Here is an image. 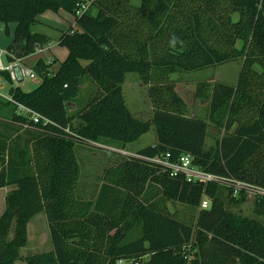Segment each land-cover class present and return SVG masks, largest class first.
<instances>
[{
  "label": "trees",
  "instance_id": "obj_1",
  "mask_svg": "<svg viewBox=\"0 0 264 264\" xmlns=\"http://www.w3.org/2000/svg\"><path fill=\"white\" fill-rule=\"evenodd\" d=\"M84 1L0 0V22L12 35L9 61L51 41L33 30L40 14L63 9L75 16L74 27L59 38L68 55L58 70L49 75L42 58L34 63L41 78L36 88L14 86L9 72L0 71L15 100L49 119L34 123L0 97L1 106L13 107L0 117V189L14 186L0 216V264H117L122 258L142 264H264V221L230 208L245 196H233L216 182H189L147 159L173 162L190 153L207 172L264 186V0H92L76 15ZM238 59L236 84L195 83L194 97L208 116L190 115L172 75ZM130 72L148 86L149 120L126 104L123 83ZM85 78L99 91L79 106ZM76 118L80 127L73 124ZM209 122L221 133L211 148ZM152 125L156 142L110 166L96 201L76 195L77 144L106 139L124 148ZM153 186L163 199L147 196ZM115 188L124 191L122 198L110 199ZM204 195L211 199L208 208H201ZM166 200L196 209V219L169 213ZM254 211L264 214V200L255 199ZM40 212L46 214L52 248L22 257L28 224Z\"/></svg>",
  "mask_w": 264,
  "mask_h": 264
},
{
  "label": "rangeland",
  "instance_id": "obj_2",
  "mask_svg": "<svg viewBox=\"0 0 264 264\" xmlns=\"http://www.w3.org/2000/svg\"><path fill=\"white\" fill-rule=\"evenodd\" d=\"M59 13L72 19L73 15L71 12L66 10H59L54 12L47 10L40 14L39 17L43 21L33 26V30L42 32L51 37V41L46 44L42 53L37 51L28 55V63L33 65L39 58L50 66L48 68V74L52 75L53 72L57 71L61 63L66 59L68 55V48L64 45L59 44V38L65 29L68 28L70 23L59 16ZM14 22L9 23L10 32L12 34L15 27ZM72 24V23H71ZM1 27L3 31L1 32ZM12 41V35L5 33V23L0 22V49L7 48ZM3 42V43H1ZM6 64V61L4 59ZM242 61L241 59L226 62L219 66L203 68L200 70L183 72L173 74L172 78L179 81L181 92L187 97L190 108L189 112L192 116H200L206 118L208 116V108L203 102L198 101L194 97V85L198 81H222L229 84H236ZM29 65L25 67L29 68ZM41 78H26L21 83H13L14 86H20L25 91H31L38 86ZM10 84L0 85V94L3 96L9 95ZM99 91L98 86L88 78L84 79L82 90L77 102L79 106H85L91 97ZM123 93L125 96L126 104L130 111L135 115L144 120L151 118V103L148 96V86L145 85L139 78L137 73L130 72L126 76V80L123 83ZM13 107L11 105L1 106L0 105V117L10 115ZM74 111V110H73ZM74 113V112H72ZM73 124L80 127L81 121L74 119ZM207 148L214 147L219 140L221 133L216 129L214 125L209 122ZM21 133H25V130L18 129ZM157 140V135L154 125L151 129L143 134L135 142L125 144L122 148V143L116 140H98L90 144H77L75 147L77 159L80 164V178L76 188V195L84 200L96 201L98 198L99 190L104 182L103 176L106 170L110 166L116 165L119 161L124 158V153L138 155L137 151L148 145L154 144ZM122 154V155H121ZM123 156V157H122ZM14 186H6L4 189H0V216L5 210V197L10 189ZM124 191L122 189L115 188L111 192L110 199L122 198ZM152 201L163 199L160 189L157 187H150L148 195ZM167 201V211L171 214H175L178 218L187 221L196 219L197 210L182 203ZM230 208L241 211L242 214L250 218H258L264 221V214L257 215L255 213V199L253 197H247L245 201H240L237 205H231ZM139 235V231L132 234L130 239L136 238ZM52 248V242L50 237V231L48 227L47 217L44 212L37 214L32 221L28 224V243L21 249L22 257L27 255L47 251ZM19 264H26L25 261L19 260Z\"/></svg>",
  "mask_w": 264,
  "mask_h": 264
},
{
  "label": "built area",
  "instance_id": "obj_3",
  "mask_svg": "<svg viewBox=\"0 0 264 264\" xmlns=\"http://www.w3.org/2000/svg\"><path fill=\"white\" fill-rule=\"evenodd\" d=\"M91 3L92 0L79 3L76 9V15H81L82 13H84L90 7ZM43 47V45H37L35 51L41 52L43 50ZM9 55L12 54L8 51L7 48L0 49V71H8L10 79L13 82L19 83L21 80H24L27 77H37V74L31 68H27L22 64V58L14 57V60L9 61ZM4 59L6 61V64L4 62ZM6 83H8L7 79L0 75V85L3 86ZM0 96L16 105L18 107V111L24 116L31 119L34 123L49 122V119L47 117L43 116L40 112L36 111L35 109L30 108L25 104H22L19 101L15 100L12 95L9 94L8 96H3L0 94ZM66 131L71 133L69 128H67ZM134 156L139 155L136 154ZM167 156H169V154ZM147 159H150L151 161L156 163L164 164V166L168 167L171 170L172 175L174 176L179 174L185 175L189 182H203L205 184L209 182H216L225 187H228L232 191L233 196L243 195L246 198L253 197L257 200H264V186L246 180H242L234 176H224L207 172L195 164V157L190 153L182 154L176 161L173 162L164 159L162 156H155L154 158ZM210 205L211 199L207 195H204L201 203V208H208L210 207ZM188 258L190 259L191 256H188ZM117 264H142V259L128 260L122 258L118 260Z\"/></svg>",
  "mask_w": 264,
  "mask_h": 264
},
{
  "label": "crops",
  "instance_id": "obj_4",
  "mask_svg": "<svg viewBox=\"0 0 264 264\" xmlns=\"http://www.w3.org/2000/svg\"><path fill=\"white\" fill-rule=\"evenodd\" d=\"M59 16H61V17H63V18H65L67 21H68V23H70V25L68 26V28H66L65 29V31H67L69 28H70V26H73L74 27V23H75V16L73 15V17H72V19H69L68 17H66V16H64L63 14H61V13H59ZM38 20H39V23H42L43 21L40 19V17L38 16ZM72 23V24H71ZM10 28V27H9ZM15 28H16V24H15V27H14V29H13V32H14V30H15ZM4 29H3V27H1V32L3 31ZM11 30V29H10ZM13 32H12V34H13ZM42 33V32H41ZM12 42V41H11ZM1 43H3V42H1ZM1 45V44H0ZM44 47H43V50H44V48H45V46L46 45H43ZM1 47V46H0ZM1 49H4V48H1ZM43 50L41 51V52H39V53H42L43 52ZM27 59H28V57H24V58H22V64L24 65V66H26V65H29L30 66V64L28 63V61H27ZM43 59V58H42ZM48 63V62H47ZM34 65V64H33ZM33 65H31L29 68H31L32 69V67H33ZM49 69H50V67H49ZM33 70V69H32ZM34 71V70H33ZM35 72V71H34ZM36 73V72H35ZM53 73H55V72H53ZM38 77V76H37ZM36 78V77H35ZM25 80V79H24ZM24 80H21L19 83H21L22 81H24ZM1 97V96H0ZM155 143V142H154ZM2 189V188H1ZM4 189V188H3ZM11 190V189H10ZM9 190V191H10Z\"/></svg>",
  "mask_w": 264,
  "mask_h": 264
}]
</instances>
